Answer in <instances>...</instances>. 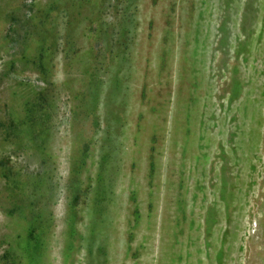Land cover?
<instances>
[{"label": "rangeland", "instance_id": "rangeland-1", "mask_svg": "<svg viewBox=\"0 0 264 264\" xmlns=\"http://www.w3.org/2000/svg\"><path fill=\"white\" fill-rule=\"evenodd\" d=\"M0 264H264V0H0Z\"/></svg>", "mask_w": 264, "mask_h": 264}]
</instances>
